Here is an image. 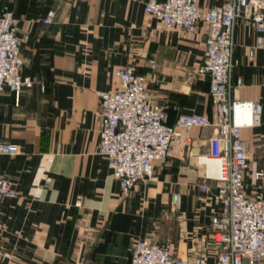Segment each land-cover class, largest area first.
<instances>
[{
  "label": "crops",
  "instance_id": "1",
  "mask_svg": "<svg viewBox=\"0 0 264 264\" xmlns=\"http://www.w3.org/2000/svg\"><path fill=\"white\" fill-rule=\"evenodd\" d=\"M145 1L0 0L24 36L21 73L32 78L17 98L6 87L0 94V142L17 148L0 154V173L15 190L0 198V264H130L132 241L162 232L173 233L167 239L180 257L195 251L214 257L215 204L199 188L203 167L195 157L207 150L212 127H193L189 139L171 148L168 163L126 194L96 150L97 91L116 88L119 65L144 73L157 62L148 97L164 107L168 123L179 113L212 114L209 80L195 73L205 49L203 23L193 32L163 28L144 10ZM197 2L207 8L219 0ZM49 8L54 16L45 22ZM258 33L249 21L234 30L240 63L233 80L242 79L241 98L261 105L258 124L242 130L250 155L247 190L255 188L252 170L264 165V30L262 45L247 56ZM175 191L181 206L173 211ZM169 219L176 221L171 231L163 228Z\"/></svg>",
  "mask_w": 264,
  "mask_h": 264
},
{
  "label": "built area",
  "instance_id": "2",
  "mask_svg": "<svg viewBox=\"0 0 264 264\" xmlns=\"http://www.w3.org/2000/svg\"><path fill=\"white\" fill-rule=\"evenodd\" d=\"M144 10L151 13L163 28H180L193 32L199 23L205 30V49L195 69L209 80L212 114L179 113L175 122H167L163 106L148 97V85L156 80L155 67L136 72L131 64L114 69L118 84L113 90H98L99 141L97 152L107 157L112 174L126 194L140 180L154 177L157 164L169 161L170 150L191 137L195 126L213 128L207 150L195 154L202 165L198 182L209 193L215 209L210 215L209 230L214 257L202 251L188 258L180 257L170 240L157 241L151 236L135 238L131 244L130 264H262L264 258V165L251 176L255 188L247 190L244 174L250 168L248 141L242 136L245 127L258 124L260 103L240 97V76L233 80V70L240 63L234 55V30L239 22L249 21L259 32L248 48L252 57L262 45L264 0H219L203 8L197 0H146ZM54 10L43 18L50 22ZM24 36L17 32L10 9H0V94L4 87L18 93L31 86L32 78L23 75L19 45ZM264 147V141H263ZM15 144L0 142V154H14ZM216 168L211 172L208 164ZM11 182L0 173V198L14 196ZM171 210L181 206V194H171ZM2 222L0 221V229ZM198 250V249H197Z\"/></svg>",
  "mask_w": 264,
  "mask_h": 264
},
{
  "label": "rangeland",
  "instance_id": "3",
  "mask_svg": "<svg viewBox=\"0 0 264 264\" xmlns=\"http://www.w3.org/2000/svg\"><path fill=\"white\" fill-rule=\"evenodd\" d=\"M175 222L176 221H174V219H171V220L169 219V222H167L166 224L162 223L163 224V228L171 231L173 229V227L175 226ZM169 235H173V233L172 232L171 233L162 232L161 236L160 235L159 236L158 235H153V239H155L157 241H165V240H169V238L167 239V236L169 237ZM161 237H163V238H161ZM170 241H173V240L170 238Z\"/></svg>",
  "mask_w": 264,
  "mask_h": 264
}]
</instances>
